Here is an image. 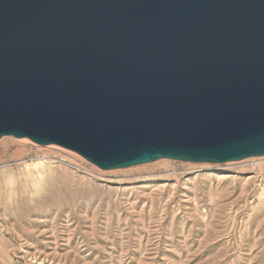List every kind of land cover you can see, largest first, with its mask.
<instances>
[{
  "label": "water",
  "instance_id": "obj_1",
  "mask_svg": "<svg viewBox=\"0 0 264 264\" xmlns=\"http://www.w3.org/2000/svg\"><path fill=\"white\" fill-rule=\"evenodd\" d=\"M103 170L264 156V0H0V139Z\"/></svg>",
  "mask_w": 264,
  "mask_h": 264
},
{
  "label": "rangeland",
  "instance_id": "obj_2",
  "mask_svg": "<svg viewBox=\"0 0 264 264\" xmlns=\"http://www.w3.org/2000/svg\"><path fill=\"white\" fill-rule=\"evenodd\" d=\"M4 145L23 154L0 163V264H264V156L103 170Z\"/></svg>",
  "mask_w": 264,
  "mask_h": 264
},
{
  "label": "bare ground",
  "instance_id": "obj_3",
  "mask_svg": "<svg viewBox=\"0 0 264 264\" xmlns=\"http://www.w3.org/2000/svg\"><path fill=\"white\" fill-rule=\"evenodd\" d=\"M10 151H11V146L10 145H4V146L0 147V157H1V154L2 153L5 155L6 153H9ZM21 153H22L21 150H15L8 157H6L7 155L6 156H3V157H6V158H9V159H6V158L5 159H2L3 157H1L0 163L1 162H6V161L8 162V161H10L12 159H15L16 157L18 158V156Z\"/></svg>",
  "mask_w": 264,
  "mask_h": 264
}]
</instances>
